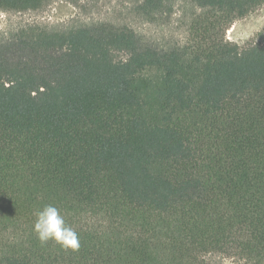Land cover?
Listing matches in <instances>:
<instances>
[{
    "label": "trees",
    "instance_id": "1",
    "mask_svg": "<svg viewBox=\"0 0 264 264\" xmlns=\"http://www.w3.org/2000/svg\"><path fill=\"white\" fill-rule=\"evenodd\" d=\"M176 1L134 10L157 21ZM179 1L181 44L98 24L25 26L21 56L0 48V264H264V31L226 38L264 0ZM49 204L78 251L37 239Z\"/></svg>",
    "mask_w": 264,
    "mask_h": 264
},
{
    "label": "rangeland",
    "instance_id": "2",
    "mask_svg": "<svg viewBox=\"0 0 264 264\" xmlns=\"http://www.w3.org/2000/svg\"><path fill=\"white\" fill-rule=\"evenodd\" d=\"M141 0H81L72 4L53 0L38 11L5 12L0 10V48L7 56H21L16 36L25 26H39L47 31H62L72 27L98 24L126 26L155 47L184 43L188 38L191 6L177 0L169 17L147 21L139 17L134 7ZM264 31V5L245 18L235 21L226 38L240 46ZM214 264H244L230 258L216 257Z\"/></svg>",
    "mask_w": 264,
    "mask_h": 264
},
{
    "label": "clouds",
    "instance_id": "3",
    "mask_svg": "<svg viewBox=\"0 0 264 264\" xmlns=\"http://www.w3.org/2000/svg\"><path fill=\"white\" fill-rule=\"evenodd\" d=\"M33 232L41 243L54 241L65 250L78 251V233L65 222L60 210L54 205H44L33 213Z\"/></svg>",
    "mask_w": 264,
    "mask_h": 264
}]
</instances>
